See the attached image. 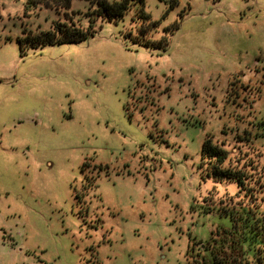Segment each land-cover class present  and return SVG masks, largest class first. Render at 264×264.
<instances>
[{"label": "rangeland", "instance_id": "rangeland-1", "mask_svg": "<svg viewBox=\"0 0 264 264\" xmlns=\"http://www.w3.org/2000/svg\"><path fill=\"white\" fill-rule=\"evenodd\" d=\"M34 1L0 0V264H187L264 198V0Z\"/></svg>", "mask_w": 264, "mask_h": 264}, {"label": "trees", "instance_id": "trees-1", "mask_svg": "<svg viewBox=\"0 0 264 264\" xmlns=\"http://www.w3.org/2000/svg\"><path fill=\"white\" fill-rule=\"evenodd\" d=\"M132 1L143 3L144 0H120L118 2H109L108 0H93L94 18L113 20L124 16ZM42 0L32 2L42 3ZM45 4L48 5L44 0ZM60 8H69L71 0H54ZM28 8V3L25 5ZM141 14L148 18L143 11ZM93 21L94 19H90ZM73 26V21L69 20ZM59 24L52 30L40 31L37 34H26L18 39L20 53L23 55L29 48H38L44 45L63 43L65 41L79 42L86 38L90 33L77 26ZM71 26V27H70ZM227 159V151L222 148L221 144L213 143L210 137H207L201 149V160L211 163L213 171L210 175L214 178L224 177L228 181H237L238 185L242 184V175L231 169H220L221 165ZM258 191L249 196L250 201L244 204L238 203L236 208L230 209L227 214L231 220V227L223 229L214 238L212 236L204 243L205 248L199 247V253L193 255L192 260L187 264H250L249 259L253 260L252 264H264V212L260 208L264 206L263 195L259 196ZM247 196V195H246ZM257 199V203H255ZM203 245V244H202ZM201 246V245H200ZM229 252L227 253L226 251ZM202 253V255H201ZM234 253V254H232ZM229 255V256H228Z\"/></svg>", "mask_w": 264, "mask_h": 264}]
</instances>
